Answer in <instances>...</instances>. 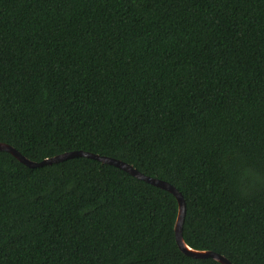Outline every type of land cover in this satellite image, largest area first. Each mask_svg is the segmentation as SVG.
<instances>
[{"label": "trees", "instance_id": "1", "mask_svg": "<svg viewBox=\"0 0 264 264\" xmlns=\"http://www.w3.org/2000/svg\"><path fill=\"white\" fill-rule=\"evenodd\" d=\"M0 142L131 165L189 248L264 264V0H0ZM176 215L113 166L0 151V264H219Z\"/></svg>", "mask_w": 264, "mask_h": 264}, {"label": "water", "instance_id": "2", "mask_svg": "<svg viewBox=\"0 0 264 264\" xmlns=\"http://www.w3.org/2000/svg\"><path fill=\"white\" fill-rule=\"evenodd\" d=\"M0 151L1 152H6L10 154L12 157H14L19 163L22 165L28 167V168H38L44 165H51V164H56L60 163L65 160L77 158V157H86L93 159L95 161H98L102 164L110 165L113 166L133 178L142 181L148 185H151L153 187H156L160 190L166 191L169 194H171L177 203V215L175 218L174 222V227H173V232H174V240L175 244L177 245L178 249L180 250L181 253H183L185 256L194 258V259H213L214 261L218 262L219 264H231L227 259H225L223 256L211 252V251H197L189 248L183 241L182 239V226H183V220H184V215H185V204L183 201V198L181 197L180 193L177 192V190L169 185L167 182H164L159 179H155L152 177L145 176L141 174L139 171L134 169L131 165H128L126 163H123L119 160H115L112 158L108 157H103V156H98L95 154L83 152V151H70V152H65L59 155H55L53 157L44 159L40 162H33L30 161L29 159L25 158L22 156L16 149H14L12 146L1 143L0 142Z\"/></svg>", "mask_w": 264, "mask_h": 264}]
</instances>
